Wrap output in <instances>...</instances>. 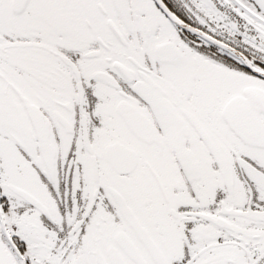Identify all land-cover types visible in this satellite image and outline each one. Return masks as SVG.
Masks as SVG:
<instances>
[{"label":"snow or ice","instance_id":"6c2138e0","mask_svg":"<svg viewBox=\"0 0 264 264\" xmlns=\"http://www.w3.org/2000/svg\"><path fill=\"white\" fill-rule=\"evenodd\" d=\"M0 264H264V0H0Z\"/></svg>","mask_w":264,"mask_h":264}]
</instances>
